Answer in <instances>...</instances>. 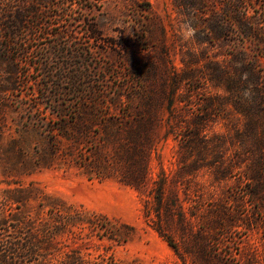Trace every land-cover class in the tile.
I'll return each instance as SVG.
<instances>
[{
    "label": "rangeland",
    "instance_id": "obj_1",
    "mask_svg": "<svg viewBox=\"0 0 264 264\" xmlns=\"http://www.w3.org/2000/svg\"><path fill=\"white\" fill-rule=\"evenodd\" d=\"M231 1H4L51 24L21 54L0 28V201H63L106 227L78 223L44 264L73 248L84 264H264V0H248L261 40L229 23ZM81 17L112 44L69 58L80 95L101 93L75 116L78 93L50 75L65 43L52 33L88 47Z\"/></svg>",
    "mask_w": 264,
    "mask_h": 264
},
{
    "label": "trees",
    "instance_id": "obj_2",
    "mask_svg": "<svg viewBox=\"0 0 264 264\" xmlns=\"http://www.w3.org/2000/svg\"><path fill=\"white\" fill-rule=\"evenodd\" d=\"M5 0H0L2 5L0 11V28L4 31V39L6 41L5 48L9 51L17 52L21 54L22 52H29L31 47L30 42L40 41L50 34L43 24L48 25L51 22L45 21L44 17H40V13L37 10H28L29 13L24 11H14L9 12L6 8L7 4ZM10 1V0H8ZM16 2L18 6H25L27 2L34 0H11ZM231 2H235L231 3ZM226 3V12L230 14L229 23L237 27L239 35L242 38L250 40H261L258 33V27L256 21L254 20L257 16L254 12V6L250 4L248 0H234ZM84 27L85 39L87 46L77 47L74 42H78L80 36L75 35L74 31L67 29L60 31L58 33H52L57 43H61L60 40L64 38L65 43L60 45V55L57 57H62L63 62L56 69L51 68L50 75L58 80L57 83L49 82V84L60 85L59 82L62 80L70 81L72 85V92L78 93L76 98L78 102L76 106L79 110L75 112H82L81 106L89 102L93 104L95 108L101 103L100 94L96 89H93L92 94L88 97H83L80 95L81 89L85 82L86 73L82 71V65L76 67L70 60L76 56H81L86 59L90 54L98 52L101 48L110 46L112 41L109 37L105 36L103 31L94 22L92 17H81L78 19ZM208 28H211V23L208 22ZM243 40V39H242ZM84 44V43H83ZM42 47H37L38 50H42ZM245 53L244 55L245 59ZM57 54V53H55ZM91 56V55H90ZM70 58V60H69ZM247 58V56H246ZM242 63L245 66V61ZM66 65L68 67H66ZM55 69L59 71L55 74ZM245 70L255 74V67L245 66ZM47 88V87H46ZM67 90L65 92H70ZM72 100V99H70ZM72 102V101H70ZM74 104V102L72 103ZM163 192L160 189L159 196H157V203L159 205L158 210L161 209L162 205V195ZM0 203L9 209V218H4L0 222V264H44V260L48 257L51 250L54 247L55 239L62 235L64 232H74L73 227L77 226L78 223L89 222L90 226H100L96 220L90 219L86 216V213L80 209L70 210L66 209L65 202L63 201H0ZM37 205L39 207L34 213L29 210L32 205ZM22 207L26 210L23 212L14 211L15 208ZM44 207H49V209H56L55 216L53 219H42L40 214V209ZM12 221L16 222L17 225L12 229ZM106 228L104 224L101 225ZM108 229V228H107ZM160 230V229H158ZM18 235H15L13 232ZM113 231V229H112ZM161 232V231H160ZM75 233V232H74ZM112 238V237H111ZM114 238V237H113ZM123 241L126 238L123 237ZM170 242V241H169ZM170 244L175 247L171 242ZM89 260L85 257V253L78 248L70 249L66 252V257L60 260L59 264H84Z\"/></svg>",
    "mask_w": 264,
    "mask_h": 264
}]
</instances>
